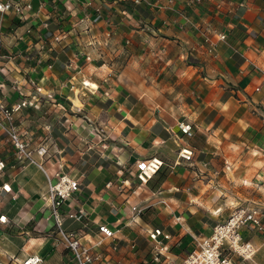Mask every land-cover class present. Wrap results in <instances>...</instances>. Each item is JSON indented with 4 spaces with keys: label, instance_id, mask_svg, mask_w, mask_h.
Masks as SVG:
<instances>
[{
    "label": "crops",
    "instance_id": "1",
    "mask_svg": "<svg viewBox=\"0 0 264 264\" xmlns=\"http://www.w3.org/2000/svg\"><path fill=\"white\" fill-rule=\"evenodd\" d=\"M20 1L23 18L0 15V101L30 103L13 124L47 148L52 182L60 167L79 181L63 228L84 229L103 264L152 260L158 228L172 236L161 264H181L235 208L264 211V0ZM154 158L142 185L137 164ZM0 160V264H70L47 175L1 131ZM241 234L256 253L234 260L264 264V223Z\"/></svg>",
    "mask_w": 264,
    "mask_h": 264
},
{
    "label": "built area",
    "instance_id": "2",
    "mask_svg": "<svg viewBox=\"0 0 264 264\" xmlns=\"http://www.w3.org/2000/svg\"><path fill=\"white\" fill-rule=\"evenodd\" d=\"M15 14L19 18L24 16V5L20 0H0V15ZM225 35H220V41L226 40ZM208 40V39H207ZM211 48L210 53L214 52L215 46L208 40ZM3 56L0 54V60ZM40 89L38 92L40 93ZM30 106L28 100L8 107L0 101V131L8 137L11 143L18 165L26 167L35 165L42 170L48 177V199L51 202V218L55 221L57 236L59 241L66 247L70 255V264H103L104 259L101 253L95 251V248L85 242V230L66 231L63 228V208L65 203L70 200L80 188L78 180L73 179L60 167L55 173L56 182H52L47 171L44 169L45 161L48 156L47 148L40 143L34 145V140L28 138L25 134L16 128L13 124L14 117L17 113L22 112ZM45 131L51 133L52 127L45 126ZM180 131L188 137L193 136L192 127L189 124L181 123ZM192 151L182 150L181 158H190ZM164 162L158 158L148 161H140L137 164V180L142 185H147L155 175L161 170ZM6 169V163L0 160V173ZM7 193H11V188L7 185L3 187ZM159 204L166 205L165 201ZM136 210V209H135ZM85 216L84 210L72 215L73 218L81 220ZM3 223L7 221L6 217L0 219ZM264 211L258 209H249L246 207H237L227 220L218 223L212 231L210 237L197 239L196 248L187 255L181 264H240L234 260L237 256L243 260H251L256 249L250 242H246L241 234L243 228L262 229L264 223ZM99 232L107 238L114 237V232L107 226H100ZM148 238L153 245V255L151 262L161 264L162 258L167 260L165 253L168 251L166 242L172 240L171 234L163 229H155L148 233ZM100 243L97 245L99 246ZM42 259L29 258L23 264H40ZM105 264H110V261Z\"/></svg>",
    "mask_w": 264,
    "mask_h": 264
},
{
    "label": "rangeland",
    "instance_id": "3",
    "mask_svg": "<svg viewBox=\"0 0 264 264\" xmlns=\"http://www.w3.org/2000/svg\"><path fill=\"white\" fill-rule=\"evenodd\" d=\"M149 259H150V260H149ZM145 264H153V263L151 262V253L149 254V256H148V258H147ZM166 264H175V263H174V261H170V262H168V263H166Z\"/></svg>",
    "mask_w": 264,
    "mask_h": 264
}]
</instances>
